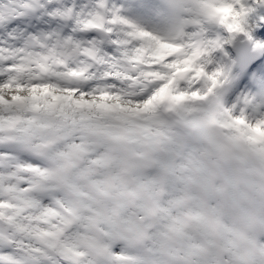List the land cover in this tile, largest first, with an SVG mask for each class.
Listing matches in <instances>:
<instances>
[{
    "label": "snow or ice",
    "instance_id": "6c2138e0",
    "mask_svg": "<svg viewBox=\"0 0 264 264\" xmlns=\"http://www.w3.org/2000/svg\"><path fill=\"white\" fill-rule=\"evenodd\" d=\"M59 3L0 0V30L6 33L0 38V264H141L127 249L149 240L167 257L165 264H186L187 249L165 250L163 241L169 232H182L186 216L204 223L199 196L189 195V186L207 198L227 194L228 160L213 159L206 150L177 165L178 152L168 148V118L174 115L176 123L199 131L213 154L221 145L205 123L223 130L237 149L244 143L264 155V121L251 124L243 114L222 112L214 90L223 69L206 71L223 43L248 35L243 25L255 7L247 5L264 0H201L216 30L191 21L200 27L186 31L190 21L184 17L161 34L109 15L106 0H97L92 11L67 7L46 13L70 22L71 35L40 32L13 43L24 36L17 21ZM97 31L119 55L102 47ZM181 82L187 83L183 91ZM209 96L214 112L206 106ZM156 166L159 178L146 180ZM213 169L224 186L215 185ZM177 172L185 174L184 194L165 203V183ZM187 201L192 207L185 210ZM257 220L264 228L260 210ZM183 234L189 248H202ZM121 243L125 247L116 251ZM255 248L250 264H264V243L257 236ZM225 251L221 264H247L230 234ZM197 259L216 264L214 255Z\"/></svg>",
    "mask_w": 264,
    "mask_h": 264
},
{
    "label": "clouds",
    "instance_id": "9594fccd",
    "mask_svg": "<svg viewBox=\"0 0 264 264\" xmlns=\"http://www.w3.org/2000/svg\"><path fill=\"white\" fill-rule=\"evenodd\" d=\"M170 9L173 23L179 24L181 18L184 17L190 21L184 24L186 31L196 30L200 27L199 24L192 23L191 21H200L209 31L216 30V25L208 22L207 13L210 9L205 4L201 3V0H171ZM202 38V33L196 37V39ZM203 103L204 102H198V104ZM206 106L209 111H215V104L211 96H209ZM194 115L201 118L200 113H194ZM170 119L173 124L176 123L174 118L170 117ZM204 127L207 133L215 138L221 145V152L219 154H213L211 148H209V155H215L218 158H226L228 161L235 160L236 157H239L242 165L252 170L257 185L260 188V195L264 197V155L259 154L257 151H253L252 146L244 143H241L237 149L231 142L225 139L223 130L217 128L214 124L205 123ZM255 147L259 148L258 145ZM213 172V179H218V176L215 174V169H213ZM124 180L129 186H132L129 177L125 176ZM244 182L242 176L238 180V183ZM189 189H192L191 186H189ZM220 201V204L213 211L208 206L207 196L203 192H199V208L204 217V223H197L193 221L190 216H186L184 218L182 232H169L167 238L163 241L165 250L168 248L187 249L190 253L189 264H199L197 257L200 260H206L209 255H214L216 264H221V260L226 254V241L230 234L241 256L245 258L247 264H250L251 257L257 255L255 239L258 230L261 228L257 220L258 213L253 208L252 198L250 196H245L235 203H232L229 201L226 193H221ZM191 207V201H187L184 205L185 210ZM260 215H264V205L260 208ZM225 217L229 221L228 226L231 230L230 233L224 223ZM152 218L155 220V215H153ZM183 233H188L191 237V241L198 242L202 245V248H189L188 245L190 240Z\"/></svg>",
    "mask_w": 264,
    "mask_h": 264
},
{
    "label": "rangeland",
    "instance_id": "374dc122",
    "mask_svg": "<svg viewBox=\"0 0 264 264\" xmlns=\"http://www.w3.org/2000/svg\"><path fill=\"white\" fill-rule=\"evenodd\" d=\"M264 81V79H263ZM227 82L223 83L226 85ZM229 88V91H222L221 86H218V89L214 90V96L219 93L221 94L222 101L221 111L223 112L226 108H229V113L234 117V113L237 111L235 117L241 116V114L247 112L249 118L254 119L257 116L262 115L258 107H264V84L262 89L256 93L251 94L250 96L244 95L245 89L243 87H238L237 84L232 83L231 86H226ZM254 97L255 99H253ZM251 101V105L247 106L246 102ZM219 101V102H220ZM263 103V104H262ZM245 106H247L245 108ZM264 115V114H263ZM246 119V117L244 116ZM262 118V117H260ZM183 136L184 139L180 140L179 137ZM171 139L173 141L171 150L178 152V155L175 158V163L181 165L186 163L187 158L190 156L200 157L203 152L209 150V145L207 141L203 138L202 134L199 131H192L184 128L179 124V130L171 132ZM182 143L183 148L178 149L177 144ZM2 150V149H0ZM213 159L215 156L212 157ZM43 163V162H41ZM224 176L230 181L227 185V196L230 202L235 203L239 199L244 198L245 196H250L253 201V208L258 213L261 206L264 205V197L260 195V188L257 185L256 179L252 173V170L242 165L239 159L228 161L224 164ZM162 170L156 166L153 167L145 173L146 180L158 179L161 175ZM184 173L177 172L175 176H169L165 183V189L167 194L162 197V200L166 203L170 199L178 198L184 194V189L186 187L183 182ZM243 176L244 183H238V180ZM217 187H222L225 185V180L217 179L215 181ZM188 194L192 196H199V192L192 188L188 190ZM220 195L217 194L214 198H208L209 207L216 208L220 204ZM224 223L229 224L228 219L225 217ZM257 239L264 243V228H260L257 232ZM125 245L121 243L117 246L116 251H119L121 248H124ZM132 249V250H131ZM128 252L136 254L137 257L141 259V264H165L167 257L162 254L159 250L157 244L152 240L145 241L143 245H138L135 248L127 249ZM41 264H47L46 261H41ZM186 264H189V256L186 261Z\"/></svg>",
    "mask_w": 264,
    "mask_h": 264
},
{
    "label": "bare ground",
    "instance_id": "6f19581e",
    "mask_svg": "<svg viewBox=\"0 0 264 264\" xmlns=\"http://www.w3.org/2000/svg\"><path fill=\"white\" fill-rule=\"evenodd\" d=\"M154 4V0H128V9L131 11V20L139 26L146 27L148 31L150 30L155 34L158 27L152 23L154 16L151 15L153 13L152 9ZM212 71L214 70L212 69L210 72Z\"/></svg>",
    "mask_w": 264,
    "mask_h": 264
}]
</instances>
